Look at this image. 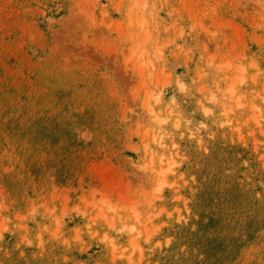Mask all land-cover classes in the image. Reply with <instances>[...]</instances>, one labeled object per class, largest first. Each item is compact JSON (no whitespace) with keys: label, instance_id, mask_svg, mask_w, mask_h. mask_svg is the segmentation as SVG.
I'll use <instances>...</instances> for the list:
<instances>
[{"label":"rangeland","instance_id":"374dc122","mask_svg":"<svg viewBox=\"0 0 264 264\" xmlns=\"http://www.w3.org/2000/svg\"><path fill=\"white\" fill-rule=\"evenodd\" d=\"M0 264H264V0H0Z\"/></svg>","mask_w":264,"mask_h":264}]
</instances>
